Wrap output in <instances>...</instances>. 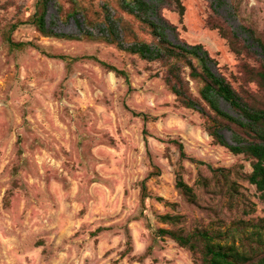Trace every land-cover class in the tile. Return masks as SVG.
<instances>
[{
  "label": "rangeland",
  "instance_id": "1",
  "mask_svg": "<svg viewBox=\"0 0 264 264\" xmlns=\"http://www.w3.org/2000/svg\"><path fill=\"white\" fill-rule=\"evenodd\" d=\"M37 1L0 0V264H199L198 253L157 230H225L264 218V200L235 173L250 171L249 161L212 142L200 113L165 85L164 66L99 38L108 15L122 42L153 41L118 0H47L48 26L97 37L79 40L41 34L30 22ZM180 1L182 15L161 10L173 26L169 39L202 44L213 71L237 86L239 58L207 22L214 10L252 43L241 24L264 32V0ZM7 36L24 45L11 46ZM189 85L196 95V83ZM209 165L232 169L242 194L232 205ZM178 174L195 202L175 187ZM244 203L253 211L243 214ZM165 213L181 221L163 223Z\"/></svg>",
  "mask_w": 264,
  "mask_h": 264
},
{
  "label": "trees",
  "instance_id": "2",
  "mask_svg": "<svg viewBox=\"0 0 264 264\" xmlns=\"http://www.w3.org/2000/svg\"><path fill=\"white\" fill-rule=\"evenodd\" d=\"M120 7L133 15L150 32L153 41L135 40L122 42L114 31V21L108 17L102 21L105 34L99 36L102 40L114 43L120 49L137 54L148 61H159L165 68L163 80L181 105L197 110L203 117V127L214 144L227 148L233 154H242L249 161L251 170L235 172L237 177L254 185L259 199L264 200V32L257 30L248 23H242L241 29L252 41L240 36L231 28L227 21L213 10L208 20L212 29H217L219 35L226 39L229 49L239 58L238 74L235 86L222 73L214 72L211 65L216 61L208 50L200 43H175L166 33L167 23L161 14L163 8L176 10L183 14L184 6L180 0H118ZM221 0H217L220 4ZM47 0H38L35 10L30 16V22L37 30L46 36L69 40L97 38L90 32L80 35L57 32L46 22ZM80 9L74 10L68 16H74ZM12 46L22 47L24 42L14 43L7 36ZM253 45L258 49H253ZM63 57V55H50ZM91 55H86L85 57ZM111 71L125 74L124 71L102 60L95 59ZM189 79L197 85V94L190 89ZM223 101L232 111L221 106ZM137 115L144 114L135 113ZM230 132V142L222 131ZM180 156L184 157L183 146L177 141ZM213 181L219 191L227 194L228 203L236 200V195H242L238 190L236 179H229L231 168L211 167ZM141 198L147 197L144 181L141 182ZM175 187L188 201L195 202L196 197L192 186L188 185L178 174ZM157 200H163L157 196ZM173 205L174 203H168ZM253 211V206L243 204L242 213ZM163 223L176 224L181 221L180 215H159ZM233 225V226H232ZM225 230L197 228L190 232L183 229L159 228L161 235L170 237L180 247H186L198 253L199 264H264V218L258 220L238 219Z\"/></svg>",
  "mask_w": 264,
  "mask_h": 264
}]
</instances>
